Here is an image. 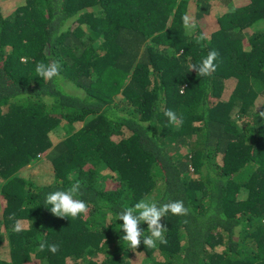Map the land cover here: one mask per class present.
<instances>
[{
  "label": "trees",
  "instance_id": "trees-1",
  "mask_svg": "<svg viewBox=\"0 0 264 264\" xmlns=\"http://www.w3.org/2000/svg\"><path fill=\"white\" fill-rule=\"evenodd\" d=\"M238 3L0 8V264H264V0ZM211 50L216 71H190ZM50 61L61 71L45 80L35 67ZM170 109L182 122L169 123ZM41 156L48 183L19 175ZM76 180L87 214L54 216L46 195ZM146 196L189 213L161 219L166 244L133 249L118 213Z\"/></svg>",
  "mask_w": 264,
  "mask_h": 264
},
{
  "label": "clouds",
  "instance_id": "clouds-1",
  "mask_svg": "<svg viewBox=\"0 0 264 264\" xmlns=\"http://www.w3.org/2000/svg\"><path fill=\"white\" fill-rule=\"evenodd\" d=\"M182 21L186 34L192 35L197 28L195 18L185 14L182 17ZM205 40L206 36L201 33L197 36L196 42L200 44ZM218 56L219 53L217 51H209L206 57L198 64L190 66V71L195 70L197 74L202 77L210 76L217 69L216 60ZM60 71L61 64L59 61H50L49 63L39 62L35 67L37 75L45 80H52L59 76ZM164 115L168 118L170 124L175 125L178 121L182 122V117H179L178 114L171 109L165 111ZM260 115L264 116V112H261ZM47 136L51 139V143H53V133L51 132ZM56 136L58 139H61L57 134ZM51 143L50 147L47 149V154L54 150ZM54 145L55 142L53 143V146ZM184 150L186 153L189 152V149L185 148ZM186 153H184V155ZM42 159L44 160L43 156L40 157V160ZM107 173L108 172L106 171V174ZM81 187L82 182L76 180L65 190L50 192L45 197V204L50 205L51 213L59 218L71 217L75 219L82 214H87L89 210L88 204L86 201L79 198L81 195ZM169 213L173 216H186L189 213V209L184 205L182 200L158 204L147 196L140 199L134 205L123 208L118 213V220L123 221L122 231L125 233L122 237V241L127 242V244L133 249H137L141 243L147 248L156 247L157 242L166 244L167 239L165 234L168 229L161 223V219ZM143 223L147 224V231H144L141 228V224ZM15 230L20 231L19 222L15 225ZM145 232L149 233V235H145ZM46 247L52 253H56L59 250V246L56 244H48L47 242L42 241L39 245L41 251Z\"/></svg>",
  "mask_w": 264,
  "mask_h": 264
},
{
  "label": "rangeland",
  "instance_id": "rangeland-1",
  "mask_svg": "<svg viewBox=\"0 0 264 264\" xmlns=\"http://www.w3.org/2000/svg\"><path fill=\"white\" fill-rule=\"evenodd\" d=\"M21 2L22 0H0V8L6 15H8L10 14L8 12L13 8L19 6ZM246 2H248V0H240L238 6L243 5ZM222 12H224V10H217V13L219 14ZM260 106L261 104L259 103L257 105V108L259 109ZM53 140H54V136H53ZM182 152L183 154L186 153L184 149H182ZM19 175L25 179L29 178L32 181L36 182L37 184L48 183L51 180V170L43 159L38 162H34L32 165L28 166L26 169L21 171ZM6 246L7 245L5 243L4 245L5 251H6Z\"/></svg>",
  "mask_w": 264,
  "mask_h": 264
}]
</instances>
